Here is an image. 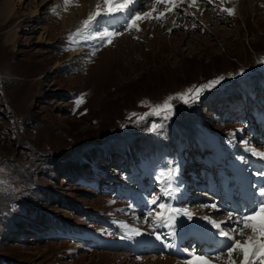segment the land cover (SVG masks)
Here are the masks:
<instances>
[{"label":"rangeland","instance_id":"obj_1","mask_svg":"<svg viewBox=\"0 0 264 264\" xmlns=\"http://www.w3.org/2000/svg\"><path fill=\"white\" fill-rule=\"evenodd\" d=\"M90 1L0 0V167L7 170L0 172V185L16 178L22 186L15 198L0 203V264L8 259L15 264H156L166 256L185 264L177 250L182 257H213L212 263L226 264L227 257L216 259L227 248L225 238L224 245L214 247L212 241L197 243L191 234L217 235L216 228L205 229L210 222L203 217L227 220L229 213L255 206L259 197L264 159L249 149L264 152V0H196L197 12H189L192 6L184 0L162 18L142 19L139 30H128L133 13L155 8L156 17L171 7L134 0L128 9L93 23V33H121L111 44L95 35L87 40L73 35L103 4ZM5 6L8 15L2 13ZM219 77L220 83L205 88L194 102L172 99L167 118L151 114L168 97ZM139 135H151L150 147L157 151L183 141L196 147L164 149L170 159L167 183L158 166L148 165L141 173L120 155ZM90 148L96 149L91 169L81 165L76 173L64 167L68 157L82 158ZM113 149L116 156L101 160ZM129 156L133 159V152ZM248 168H253L255 194L249 199V190L243 192V179L239 193L250 201L243 202L224 187H233ZM224 194L237 206L225 208ZM160 203L187 210L192 218L180 211L169 220ZM28 204L33 205L29 214ZM212 204L218 208L208 209ZM198 206L210 212L197 211ZM169 224L172 236L182 234L180 242L166 233ZM222 227L228 231L232 225Z\"/></svg>","mask_w":264,"mask_h":264},{"label":"snow or ice","instance_id":"obj_2","mask_svg":"<svg viewBox=\"0 0 264 264\" xmlns=\"http://www.w3.org/2000/svg\"><path fill=\"white\" fill-rule=\"evenodd\" d=\"M158 4L162 5H171L169 8H165L164 12H160L159 15L153 17L152 13L155 12V8L150 12L133 13L125 27L128 30L135 28L139 30L138 21L142 19H160L165 15V12L175 11L176 8L184 2V0H156ZM223 3V0H221ZM133 3V0H103V4L98 3L96 5V10L88 15V17L82 21L80 27L76 29V32L73 33L74 36H78L80 39L87 40L90 39L93 35L98 37L102 42L111 44L114 37L120 35L121 33L116 31H110L105 29L104 31L94 32L92 31L93 23L98 22L97 18L102 15H111L114 12H121L125 9H128L129 5ZM196 0H191V4H195ZM191 6V5H190ZM221 11L227 12L229 15L233 14L234 10L232 8H222ZM195 26V25H194ZM223 77H219L210 81L208 84L197 86L195 88H190L186 92H181L177 94V97H168L163 104L155 105L152 108L151 114L163 115L165 118L168 117V114L172 110V105L170 101L174 98H180L184 100L185 103L194 102L200 98L203 90L205 88L215 86L220 83ZM83 102V96L76 101V104L79 105ZM143 103V102H142ZM135 115V114H134ZM253 154L264 159V152H258L256 149H249ZM260 176L264 177V172L259 173ZM158 197H154L151 200L152 204L157 203ZM212 209H217L216 204L210 205ZM159 208L162 210L169 211L167 219H173L171 213H177L183 211L189 219L192 218V214L187 210L180 209H170L168 205L164 203L159 204ZM151 215V213H149ZM156 215L160 219H164L163 212H158ZM205 220H208L214 228H216L217 235L223 237L227 240L226 250H220L221 255L217 256L216 259H221L227 257L226 264H237V257H242L239 260V264H264V186L259 188V197L257 199L256 205L248 209L242 214L229 213L227 220L217 221L211 219L208 216L203 217ZM231 224L232 227L226 231L222 225ZM245 229L251 230L252 235H248L244 240L239 239L238 237L245 235ZM134 234H139V230L136 229ZM198 259L201 264H212V260L207 257L199 256L195 257ZM185 264H188L186 261Z\"/></svg>","mask_w":264,"mask_h":264},{"label":"trees","instance_id":"obj_3","mask_svg":"<svg viewBox=\"0 0 264 264\" xmlns=\"http://www.w3.org/2000/svg\"><path fill=\"white\" fill-rule=\"evenodd\" d=\"M141 141L143 143H145L143 146L142 144H138V142ZM151 141H152V136L149 135V136H143V135H139L135 138H133L132 141H130L129 145H127V149L123 150L124 152L126 151V153H128V149L130 150H134L136 151L137 154V158H138V162L140 163V161L144 160H152V159H157L158 158V154L156 151V148L154 146L150 147V144H151ZM96 149H93V148H90L88 150V152H84V157L82 158H79V159H75V158H69L68 157V160H65L63 161L64 162V167H70L72 166L74 168V170H76L75 172H79L78 170L80 169V166L81 165H85V166H88L90 161L92 160V158L94 157V153H95ZM116 151V149H113L111 150V153H114ZM58 161V159H54L51 161V164L54 166L56 164V162ZM25 211L29 214L31 212V210H33V205H27L26 207H24ZM41 214H38L39 217H42L40 216ZM34 220V219H32ZM29 222V221H28ZM15 222H12L11 224L12 225H9V228L12 229L13 228V224ZM24 223H27V222H24ZM23 225V223H18L17 224V227L19 226V228ZM18 228V229H19ZM9 231V229H8ZM13 231V230H11ZM10 233V231L8 232V234Z\"/></svg>","mask_w":264,"mask_h":264},{"label":"bare ground","instance_id":"obj_4","mask_svg":"<svg viewBox=\"0 0 264 264\" xmlns=\"http://www.w3.org/2000/svg\"><path fill=\"white\" fill-rule=\"evenodd\" d=\"M91 1H93V0H91ZM90 1V2H91ZM134 1V0H133ZM187 1H189V4L192 6L191 7V9H189L190 11L189 12H197L198 10H201V9H199V5L197 6V5H193V4H191V0H186V2ZM232 2V1H231ZM85 4V3H84ZM133 4H135V2L133 3ZM188 6V5H187ZM11 7H13V4L11 5ZM168 7V6H167ZM14 8V7H13ZM239 8V7H238ZM14 9H16V8H14ZM186 9V8H185ZM237 9V8H236ZM2 13L3 14H6V15H8V9H7V7L5 6L4 8H3V11H2ZM72 13H73V11H72ZM80 13V11L78 12V14ZM194 14V13H193ZM209 14V13H208ZM127 16H128V14H123L122 15V17L124 18V20H126L127 19ZM84 50H89V49H84ZM262 160V159H261ZM215 185L216 186H218V184L217 183H215ZM228 188H230V187H228ZM246 190H249L248 189V186H247V184L244 186V190H243V192H245ZM181 192V191H180ZM220 193V197L221 196H223V194L221 193V191H219ZM242 192V191H241ZM233 193V192H232ZM231 193V194H232ZM177 194V193H176ZM246 194L244 193V195H243V197H247V196H245ZM232 200H230V202H231ZM234 202H235V200H234ZM208 207V209H212L210 206H207ZM179 208V207H178ZM187 209V208H186ZM181 210V209H180ZM199 210H203L204 211V213L206 212L205 210H206V207L205 206H198V208H197V211H199ZM197 211H196V214H197ZM208 212H210V211H208ZM208 212H206V213H208ZM166 224V223H165ZM162 229H163V227H161ZM206 228H208V229H212V228H214L213 226H212V224L210 223V226L209 225H205V229ZM165 230V229H164ZM251 231V230H250ZM167 233L168 234H170L171 236H172V234H174L175 232L173 231V230H171L170 229V226H169V230L167 231ZM195 235V238H196V241H197V243H206V242H208V243H210L211 241V244H214L216 241L217 242H220L221 244H225V243H223V242H221L220 240H222V239H224V238H222V237H219L218 235H215V236H213V235H211V237L208 239V236H207V234H205V231H194V232H192V234L191 235ZM250 235H252V233L250 232L249 233ZM246 236H248L247 235V229H246V233H245V235H244V238L246 237ZM173 238H174V241L176 242V243H178V242H180L181 241V238H182V234H181V236H179V237H174V236H172ZM208 239V240H207ZM226 241V240H225ZM164 246L165 247H167V248H172L174 245L172 244H169V243H164ZM202 246V245H201ZM175 250H177V249H175ZM177 252L178 253H176V256L179 258V259H183V261H187L188 263L189 262H191V263H193L194 264V262H195V264H201V262L198 260V259H195L194 258V256L193 255H190V254H187V255H184L183 257L180 255V251H178L177 250ZM181 252L182 253H187L186 251H184V250H181ZM120 255L121 254H117V255H115L116 256V258L117 257H120ZM190 256V257H189ZM189 257V259H187ZM195 257H199V256H195ZM151 258V257H150ZM209 259L210 260H213V257H209ZM165 263H167V264H179V262H175V260L173 259V258H171V257H165V260L164 259H162ZM190 260V261H189ZM226 260V259H225ZM163 261H157L158 263H156V264H163L164 262ZM177 261V260H176ZM164 263V264H165ZM212 264H214V263H212Z\"/></svg>","mask_w":264,"mask_h":264},{"label":"clouds","instance_id":"obj_5","mask_svg":"<svg viewBox=\"0 0 264 264\" xmlns=\"http://www.w3.org/2000/svg\"><path fill=\"white\" fill-rule=\"evenodd\" d=\"M6 169L0 167V172H6ZM22 192V186L19 185L18 180L13 178V180L8 181L5 185H0V203L8 202L9 200L15 198L19 193ZM18 209V205L16 206Z\"/></svg>","mask_w":264,"mask_h":264}]
</instances>
